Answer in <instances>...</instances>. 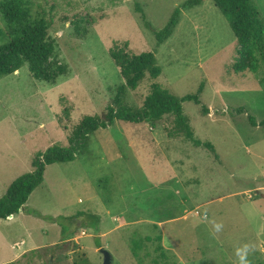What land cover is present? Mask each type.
I'll use <instances>...</instances> for the list:
<instances>
[{"label": "rangeland", "instance_id": "1", "mask_svg": "<svg viewBox=\"0 0 264 264\" xmlns=\"http://www.w3.org/2000/svg\"><path fill=\"white\" fill-rule=\"evenodd\" d=\"M188 1L28 0L34 16L51 19V61L68 71L53 84L34 79L27 65L0 78V199L32 171L38 153L69 146L84 116L107 113L125 83L110 56L117 43L154 52L162 70L155 82L172 95H198L199 103L182 102L184 114L217 158L171 138L172 116L154 127L116 121L94 133L76 160L47 167L26 204L30 215L0 220V264H102L101 248L114 264H139L133 241L143 264H156L161 236L160 264H240L236 251L245 245L247 264H264V61L257 74L234 71L240 47L213 0L181 10L173 36L158 45L155 33ZM253 3L264 20V0ZM0 30L7 32L1 17ZM151 83L146 77L128 90L125 102L142 107ZM78 213L89 217L65 222L74 235L62 242L61 225L49 218ZM90 217L99 218V232Z\"/></svg>", "mask_w": 264, "mask_h": 264}, {"label": "trees", "instance_id": "2", "mask_svg": "<svg viewBox=\"0 0 264 264\" xmlns=\"http://www.w3.org/2000/svg\"><path fill=\"white\" fill-rule=\"evenodd\" d=\"M205 1L207 0H190L177 9L166 28L155 33L158 45L164 44L173 36L181 20V10L198 7ZM213 1L228 20L240 47L239 54L242 61L232 65V68L235 72L248 70L257 74L260 69V59L264 61V20L259 9L253 0ZM138 10L142 13L143 19L146 20L143 9L138 6ZM0 17L7 30V32L0 30V40H7V43L0 46V78L15 74L26 65L34 79L46 83L53 84L59 77L67 74L68 69L65 65H58L51 61L56 51L55 43L49 37L52 26L51 19H47L41 14L34 16L29 8L28 0H1ZM146 25L151 28L150 24L146 23ZM128 48V43L123 45L117 43L110 50V56L120 69V74L125 83L119 87L117 95L107 107V113L102 117L84 116L68 138L69 146L56 144L45 152L38 153L32 160V171L14 181L5 196L0 199V220H12L10 217L21 212L30 215L26 204L32 193L43 183L47 167L76 160L77 156L87 148L90 137L94 133L100 129L111 127L116 121L131 124L148 123L154 127L164 117L172 116L174 123L169 132L171 138L182 137L196 147H204L217 158L215 149L211 144L202 143L195 138L189 119L184 114L182 102L195 100L199 103L198 95L183 98L172 95L160 83L155 82L162 74L156 54L154 52L135 54L129 52ZM146 77L152 81L150 92L142 107L133 108L125 102L126 92L136 90ZM202 88L203 85L200 87L199 93ZM203 110L204 113H208L206 108ZM249 121L252 125L257 126L253 118L249 117ZM259 125L264 127V121ZM80 217L88 218L89 215L78 213L74 217H51L49 220L61 225L62 242H65L73 238L74 235V233H70L65 222L75 223ZM90 219L91 228L99 232V218L90 217ZM150 240L147 237V241ZM161 241L162 236L157 238L158 244L155 252L158 253V258L155 259L156 264H160L161 259L162 261L166 260L165 249ZM133 243V255L138 259L139 264H143V259L137 252L142 245L137 241H133ZM63 244L65 243L52 247L51 254L56 249H60ZM97 247H101V244L98 243ZM82 264L90 263L84 262Z\"/></svg>", "mask_w": 264, "mask_h": 264}, {"label": "water", "instance_id": "3", "mask_svg": "<svg viewBox=\"0 0 264 264\" xmlns=\"http://www.w3.org/2000/svg\"><path fill=\"white\" fill-rule=\"evenodd\" d=\"M99 251L103 255V263L102 264H114V257L109 250H107L105 248H101Z\"/></svg>", "mask_w": 264, "mask_h": 264}, {"label": "clouds", "instance_id": "4", "mask_svg": "<svg viewBox=\"0 0 264 264\" xmlns=\"http://www.w3.org/2000/svg\"><path fill=\"white\" fill-rule=\"evenodd\" d=\"M217 230H219V226H217ZM247 245H245L243 248H238L236 251V255L239 257L240 264H247Z\"/></svg>", "mask_w": 264, "mask_h": 264}, {"label": "crops", "instance_id": "5", "mask_svg": "<svg viewBox=\"0 0 264 264\" xmlns=\"http://www.w3.org/2000/svg\"><path fill=\"white\" fill-rule=\"evenodd\" d=\"M21 213H23V212H21ZM10 218H12L13 219V216L12 217H10ZM23 246H24V244H23ZM22 248V247H21Z\"/></svg>", "mask_w": 264, "mask_h": 264}]
</instances>
